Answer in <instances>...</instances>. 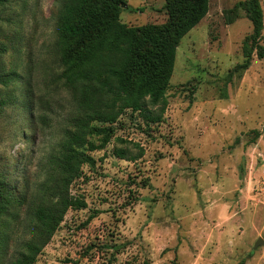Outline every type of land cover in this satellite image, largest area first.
<instances>
[{
	"label": "rangeland",
	"instance_id": "obj_1",
	"mask_svg": "<svg viewBox=\"0 0 264 264\" xmlns=\"http://www.w3.org/2000/svg\"><path fill=\"white\" fill-rule=\"evenodd\" d=\"M239 1L209 0L175 49L161 121L147 128L129 111L117 119L108 143L90 153L94 164L69 187L86 207L66 211L34 264H264V244L252 247L264 241V62L253 54L245 70L231 72L251 32L240 11L225 21ZM163 2L125 0L119 21L162 24ZM58 3L0 2V71L21 77L1 89L16 101L0 112V170L18 192L40 179L70 109L67 93L43 88L58 70ZM115 148L134 159L116 158ZM26 237L14 230L0 264H11Z\"/></svg>",
	"mask_w": 264,
	"mask_h": 264
},
{
	"label": "trees",
	"instance_id": "obj_2",
	"mask_svg": "<svg viewBox=\"0 0 264 264\" xmlns=\"http://www.w3.org/2000/svg\"><path fill=\"white\" fill-rule=\"evenodd\" d=\"M124 6L125 0H59L54 23L58 70L47 74L43 88L67 93L70 109L57 141L40 162V179L34 186L18 192L0 170V258L16 228L21 227L27 236L11 264H34L66 211L86 207L81 198L70 194L69 187L81 177L82 166L94 164L90 153L104 148L121 115L129 111L147 128L161 121L175 49L206 15L209 0H164L166 20L138 27L119 21ZM239 11L249 21L251 32L241 43L242 62L231 72L245 70L253 54L264 62L259 0L235 3L225 21L230 23ZM2 46L0 56L6 51ZM20 78L14 70L0 71V112L16 101V96L1 89L11 83L15 88ZM112 154L134 159L123 149L115 148Z\"/></svg>",
	"mask_w": 264,
	"mask_h": 264
},
{
	"label": "water",
	"instance_id": "obj_3",
	"mask_svg": "<svg viewBox=\"0 0 264 264\" xmlns=\"http://www.w3.org/2000/svg\"><path fill=\"white\" fill-rule=\"evenodd\" d=\"M264 241L260 238L256 239V241L253 243V248L257 247L258 245H263Z\"/></svg>",
	"mask_w": 264,
	"mask_h": 264
},
{
	"label": "built area",
	"instance_id": "obj_4",
	"mask_svg": "<svg viewBox=\"0 0 264 264\" xmlns=\"http://www.w3.org/2000/svg\"><path fill=\"white\" fill-rule=\"evenodd\" d=\"M260 177H262L264 179V168L261 169V171H260Z\"/></svg>",
	"mask_w": 264,
	"mask_h": 264
}]
</instances>
